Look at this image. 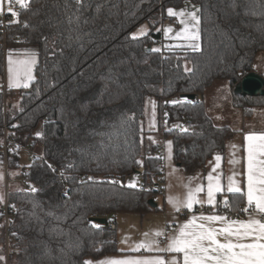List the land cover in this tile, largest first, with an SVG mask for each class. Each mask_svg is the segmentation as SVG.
Listing matches in <instances>:
<instances>
[{
	"label": "trees",
	"instance_id": "trees-1",
	"mask_svg": "<svg viewBox=\"0 0 264 264\" xmlns=\"http://www.w3.org/2000/svg\"><path fill=\"white\" fill-rule=\"evenodd\" d=\"M186 3L199 12L197 42H165L163 24L172 20L167 9ZM144 23L148 32L133 36ZM162 38L160 51H151ZM8 48H33L39 63L29 87L4 94ZM260 54L264 0H30L11 25L6 48L0 45V144L5 132L28 135L37 156L23 166V149L10 152L9 172L20 170L16 179L38 191L18 181L8 188L4 202L11 217L0 212V264H6L7 245L15 249L9 264H84L88 257L118 252L116 230H103L91 218L109 223L115 213L157 209L149 200L163 193L164 167L160 145L146 130L148 98L157 102L164 136L173 139L175 162L194 174L213 155L224 154L236 134L209 114L206 90L227 80L233 105L251 117L264 107V96L234 89L254 71ZM186 117L188 129L174 126ZM39 128L42 136L36 135ZM140 167L143 186L128 187L126 178ZM148 183L152 189L145 188ZM228 201L234 210L246 203L241 194Z\"/></svg>",
	"mask_w": 264,
	"mask_h": 264
},
{
	"label": "crops",
	"instance_id": "crops-1",
	"mask_svg": "<svg viewBox=\"0 0 264 264\" xmlns=\"http://www.w3.org/2000/svg\"><path fill=\"white\" fill-rule=\"evenodd\" d=\"M172 8V7H170ZM169 9V8H168ZM175 11L179 12L180 10H184L185 16L181 17L177 16H169L168 12L167 15L172 18V20H168L164 23L162 28L163 30V38L166 40H171L174 44H190L196 43L197 40H190L184 38L183 35H178L179 33H183L185 28L187 27L188 33L190 34L193 31L198 30L199 36V24L197 28H193L192 25L194 21L188 17V13L195 11L196 15L199 16V12L197 11V7L192 3H186L184 6L180 8H172ZM198 13V14H197ZM181 20H184L185 23L182 24ZM177 25V26H176ZM171 29V31H168ZM146 30V33L148 32ZM145 33V34H146ZM163 38L161 41L157 42L154 45L155 49H161L163 46ZM170 41V42H171ZM162 44V46H161ZM261 54L258 56V58ZM11 57L12 63V73L9 72V58ZM8 58V65H7V72L6 75L4 74V85L8 89H21L25 88L23 86L17 87L15 86L17 79L19 83L22 85L23 83L27 82L28 85L35 80V71L36 67L39 63V57L37 51L35 49L25 51H15V54L9 56ZM35 59V63L31 65V74L32 79L27 80V78L21 74L17 77V70L20 69L22 66L17 64V61L21 60H31ZM257 58V59H258ZM257 61V60H256ZM256 63L254 65L255 70ZM5 71V70H4ZM261 75L264 76V73L259 72ZM10 75L12 79V86L10 87ZM28 86V87H29ZM231 110L237 115V119L232 124H227L236 130V134L227 141L226 144V152L224 154H215L213 155L208 161L206 165L202 168H199L194 174L187 173L183 167L178 165L174 159V142L172 137L164 136V129L160 127L159 117H158V106L157 102L153 98H148L146 102V130L149 132V135L160 145L161 155L163 159V167H164V175L163 179V193L156 196L154 198L155 202L157 203V209L151 210L145 214L140 213H115L110 216L111 220L116 222L117 229V242H118V252L110 253L103 255L98 258L88 257L86 261H91L92 264H98V262L106 260V259H128V258H153L157 255H164L166 260H170L173 256H176L178 259L182 260L181 254H174V253H158L156 251H148L145 248H140L139 250L136 249L137 246L141 242H148V241H157L158 246L163 248L168 243V237H172L177 234L179 226L183 225L187 222L193 215L199 217L201 214L203 215H211V214H218L220 213L214 212L219 206L224 204V201L229 199V196L232 193H228L226 191L227 184L229 182V177H233L236 181L239 182L241 189L246 192L247 188V164H248V146L249 141L246 140V136L249 135H261L264 134V125L260 127H250L247 126L248 119L240 112H242L241 108L235 107L232 103V95L233 92L231 91ZM261 108H255L254 114L252 117L256 119L255 116L257 114V110ZM209 112V110H208ZM218 121H224V114L217 112L216 114ZM264 121V120H263ZM246 124V125H245ZM179 122H175L174 126L177 128ZM165 127V126H164ZM168 129V125L166 127ZM171 142L170 146L169 143ZM255 143H259V141H255ZM220 155L222 157L221 161L219 162V167H217V161L214 159L215 156ZM258 159H264V157H258ZM230 161H238V162H230ZM215 169V170H214ZM212 174L214 177L219 176L221 178V183L224 186V191L222 193H218L215 195L216 204L214 206H209L206 202L204 204H195L192 210H187L182 205L180 206V210L183 209L186 211V214H183L179 211H176L174 203L169 202V198H173L174 201L183 202L186 198L188 186L195 189L197 186L203 185L204 191L198 194L199 200L206 201V191H207V176ZM235 174V175H234ZM191 178V180H190ZM130 182H134L136 184V188L143 186V180L141 179L140 174H131L126 178V185ZM245 197V196H244ZM246 201V198H245ZM199 207H207L212 209V212L207 213H199L196 211ZM256 216V214H253ZM223 216V215H222ZM257 218H262L257 216ZM249 216L241 219V220H248ZM230 221V220H229ZM217 227L220 225L217 224ZM170 227V229H168ZM160 231L164 233L161 237L162 240H159L158 237L154 235L155 232ZM145 233L148 236H145ZM222 239V238H220Z\"/></svg>",
	"mask_w": 264,
	"mask_h": 264
},
{
	"label": "snow or ice",
	"instance_id": "snow-or-ice-1",
	"mask_svg": "<svg viewBox=\"0 0 264 264\" xmlns=\"http://www.w3.org/2000/svg\"><path fill=\"white\" fill-rule=\"evenodd\" d=\"M5 3H7V13L13 18L19 16V12L14 10L13 3L18 5L21 9L27 10L30 4V0H0V12H3ZM77 3H81V0H77ZM198 11V10H197ZM169 16H185L184 10L179 12L172 8L167 9ZM188 17L194 24L193 28H197L199 24V17L196 12L188 13ZM12 21H10L11 23ZM18 22V20H17ZM184 24L185 21L181 20ZM171 31V29H168ZM186 39L197 40L198 30L188 33L187 27L183 33ZM135 38V37H134ZM191 47L197 49L199 45L192 44ZM153 52H159L160 49H150ZM11 57L9 58V72L12 73ZM35 63V59L17 61V64L22 66L17 70V77L23 74L27 80L32 79L31 65ZM185 71L190 69L185 68ZM12 86V79L10 75V87ZM15 86H23L27 88L29 85L27 82L22 85L17 82ZM172 103H178V101H172ZM37 136H42V133H37ZM246 140L249 141L248 146V164H247V188L244 192L238 181L233 177H229V182L226 187V191L232 194H241L246 198V206L240 211L248 214V220H231L227 217L211 214L203 215L199 217L193 215L187 222L179 226L178 232L172 237H168V243L165 247L160 248L158 242L148 241L141 242L136 249L145 248L148 251H156L158 253H174L181 254L182 260L173 256L170 260H166L164 255H157L153 258H128V259H106L98 262V264H264V219L257 218L264 217V159H258V157H264V134L261 135H249L246 136ZM259 141V143H255ZM169 146L171 142H168ZM214 159L219 162L222 157L217 155ZM238 162V161H230ZM137 163H141L137 161ZM51 167V165H49ZM215 170V169H214ZM235 175V174H234ZM89 179H92L89 177ZM191 180V178H190ZM207 191L206 201L199 200L198 194L204 191L203 185L197 186L193 189L190 184L186 186L188 188L186 198L183 202L174 201L173 198H169L170 203H174L176 211L180 210L182 205L187 210H192L194 205L204 204L205 202L209 206L216 204L215 195L222 193L225 189L221 183L219 176L214 177L211 173L207 176ZM115 183V181H113ZM128 187H136L134 182H130ZM31 192H36L37 189L31 187ZM0 197V202H2ZM225 207H228V201H224ZM14 207V205H13ZM256 214V216L253 215ZM220 226L217 227L216 225ZM156 237L164 235V233L157 231L154 233ZM145 236H148L145 233ZM222 238V239H220ZM4 257H0L3 260ZM84 264H92L91 261H85Z\"/></svg>",
	"mask_w": 264,
	"mask_h": 264
},
{
	"label": "built area",
	"instance_id": "built-area-1",
	"mask_svg": "<svg viewBox=\"0 0 264 264\" xmlns=\"http://www.w3.org/2000/svg\"><path fill=\"white\" fill-rule=\"evenodd\" d=\"M13 8L14 10H16L17 12H19V16L17 18H13L10 14L7 13V3H5L4 8H3V12H0V45H2L3 49L6 48V43L8 40V31L11 27V25H13L14 23H17L20 21L21 19V13L23 12L24 9H21L18 5H16L15 3H13ZM10 21H12L10 23ZM164 26V24H163ZM6 90L7 87L4 86V94H6ZM6 96V95H4ZM166 104H170V101H167ZM163 118H164V125L167 124V118H168V110L166 109L163 113ZM179 122L178 125V129L179 130H186L190 127L191 125V120L190 118L186 117ZM7 130V126H5V131ZM29 140H28V135L24 134V133H18L14 136H10L7 132H5L4 134V138H3V142L2 144H0V165L4 168V171L6 173V182H9V154L10 152H16L19 151V149H27L30 152L29 155V162H32L36 155V152H34L31 147L29 146ZM55 170H57L60 174L61 170L58 168H55ZM143 172H144V168L140 167L137 171H135L132 174H140L141 178L143 180ZM79 180L83 181V177L79 176ZM113 181H118L117 178H114ZM22 186L24 187L25 190L31 192V187H35L38 191V186L34 185L32 183L27 182L24 178H22L21 182ZM153 185L151 183H148L145 185L146 189H152ZM36 191V192H37ZM7 193H8V189L6 191V198H7ZM35 193V192H32ZM246 206V203L241 205L239 209L234 210L232 209L231 203L228 201V207H225V205H221L219 206L217 209H215L214 212L220 213L223 216L227 217L228 220H241L245 217L248 216V214L240 211V209H243ZM6 212L7 218L11 217V215L8 213V203H7V199L6 201L2 204V207H0V212L2 211ZM197 212L199 213H207V212H212L213 210L207 207H199L198 209H196ZM181 213L186 214L187 212L184 211L183 209L180 210ZM254 214V213H253ZM261 219H264V217H262ZM99 226V228L103 229V230H116L117 229V224L114 221L111 222H106V223H100V222H96ZM170 229V227L168 228ZM159 240H162L163 237H158ZM15 254V249L11 248L10 246L7 245V250H6V264H9V256Z\"/></svg>",
	"mask_w": 264,
	"mask_h": 264
},
{
	"label": "rangeland",
	"instance_id": "rangeland-1",
	"mask_svg": "<svg viewBox=\"0 0 264 264\" xmlns=\"http://www.w3.org/2000/svg\"><path fill=\"white\" fill-rule=\"evenodd\" d=\"M198 14V13H197ZM199 17V16H198ZM177 26V25H176ZM149 24L144 23L140 27H138L134 32L133 36L138 37L142 36L143 34L146 33V30L148 29ZM191 40V39H190ZM192 41V40H191ZM191 44V43H190ZM186 44V45H190ZM162 46V44H161ZM33 48H29L25 51L32 50ZM18 52V51H17ZM15 54V49L14 48H8L5 52V63H4V74L6 75L7 72V65H8V58L9 56H13ZM256 72H262L264 73V54H261V56L257 59L256 61V66H255ZM260 74V73H259ZM205 100L208 106L209 114L214 118L215 122L218 125H227V124H232L230 122H233L235 119H237V115L233 110H231V92H230V86L227 80L220 79L215 81V83L206 90L205 92ZM147 108V106H146ZM261 109L257 110V114L255 116L256 119H253L254 117H246L248 119L247 126L250 127H260L264 125V107H259ZM224 114V121H218L216 117V113H222ZM241 115L243 116V111L240 112ZM254 114V112H253ZM246 125V124H245ZM42 128H39L36 133H41ZM35 152V151H34ZM29 155L30 152L27 149H23L22 152L20 153L21 157V164L23 166L27 165L29 163ZM139 169V168H138ZM20 170H11L10 176H9V183L6 182V173L4 171V168L0 165V197H2V202H0V207H2V203L4 202V198L6 196V191L10 186L15 185L16 182L18 181L21 182L22 178L16 179V176ZM142 179V178H141ZM17 184V183H16Z\"/></svg>",
	"mask_w": 264,
	"mask_h": 264
},
{
	"label": "water",
	"instance_id": "water-1",
	"mask_svg": "<svg viewBox=\"0 0 264 264\" xmlns=\"http://www.w3.org/2000/svg\"><path fill=\"white\" fill-rule=\"evenodd\" d=\"M235 94H241L244 96H264V76L256 71H250L245 73L241 81L236 85L234 89ZM181 97L190 100L196 99L195 94H182ZM152 207H156L157 203L153 198L149 200ZM91 221L106 223L107 219L105 217H93Z\"/></svg>",
	"mask_w": 264,
	"mask_h": 264
}]
</instances>
